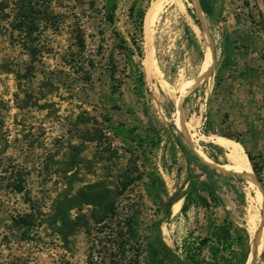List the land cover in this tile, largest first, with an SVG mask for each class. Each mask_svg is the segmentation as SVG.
<instances>
[{
  "label": "rangeland",
  "instance_id": "rangeland-1",
  "mask_svg": "<svg viewBox=\"0 0 264 264\" xmlns=\"http://www.w3.org/2000/svg\"><path fill=\"white\" fill-rule=\"evenodd\" d=\"M218 3L221 16L208 19L199 0H151L143 22L141 64L149 106L159 121L173 124L204 164L243 180L236 193L225 186L222 190L227 193V209L246 228L253 250L254 231L264 226V205L259 201L264 202V0ZM126 8V2L122 3L123 21ZM57 12L65 16L64 27L57 35L42 33L41 63L30 72L25 71L29 57L17 39L11 38L6 21H0V264H87L92 241L106 238L97 234L100 225L92 218L102 214L100 203L92 205L87 200L96 187L106 190L107 198L116 197L128 168V156L122 150L118 158H109L95 143L80 138L81 113H94L70 96L68 85H61L67 82L64 73L52 75L51 71L64 69L63 58L69 50L75 51L68 35L69 10L59 8ZM183 23L196 34L203 53L212 54L211 65L203 63L204 55L199 60L185 48ZM97 44L95 38L87 39L86 55L93 54ZM146 49L153 50L159 75L146 73ZM225 53L231 56L230 64L223 62ZM217 72L221 81L215 86ZM209 109L215 116L216 132L237 138L244 148L235 140L202 132ZM210 144L225 151L218 164L208 157L213 152ZM113 146L121 147L118 141ZM245 150L261 167V182L249 169ZM162 154L158 153L159 166L164 162ZM183 164L179 160L178 166ZM160 172L170 195L184 186V174L177 179L175 169L167 173L160 168ZM246 172L260 190L243 177ZM119 202L138 206L141 231L147 232L162 218L140 182L128 188ZM180 207L171 209V217L158 231L177 255L183 238L196 228L195 219L200 217L195 209L183 217ZM25 215L31 221L23 227L18 219ZM255 250L256 256L252 261L248 257L246 264H264V241Z\"/></svg>",
  "mask_w": 264,
  "mask_h": 264
},
{
  "label": "trees",
  "instance_id": "trees-1",
  "mask_svg": "<svg viewBox=\"0 0 264 264\" xmlns=\"http://www.w3.org/2000/svg\"><path fill=\"white\" fill-rule=\"evenodd\" d=\"M150 1L0 0V21H6L11 38L17 39L29 57L25 71L30 72L35 64L41 63L44 51L42 33L50 31L57 35L61 32L65 16L57 10L68 8V35L75 51L69 50L63 58L64 69L53 70L52 75L64 73L67 82L61 85H68L70 96L80 99L94 113L92 116L86 110L81 113L84 128L80 138L95 143L101 153L108 152L109 158H118V150L128 156V168L122 174L123 182L117 198H107V191L96 187L87 200L90 204L100 203L102 214H93L92 218L96 225H100L97 234L106 237L105 241H92L87 264H246L250 254L249 234L233 219L226 206L227 193L222 190L225 186L227 191L236 193L238 183L243 180L204 164L175 126L162 124L149 106L141 62L143 22ZM124 2L127 8L123 21L121 9ZM199 4L208 19L222 14L218 0H199ZM94 38L98 42L96 50L86 55L87 39ZM181 41L197 59L203 58L200 42L187 23L182 25ZM230 60L231 56L225 53L223 62L230 64ZM74 75L76 78L73 79ZM215 79L217 86L221 81L220 72ZM96 86L99 87L97 92ZM117 115L123 116V120H115ZM205 119L202 129L205 135L219 134L243 147L237 138L216 132L211 109ZM114 141H118L121 147L114 148ZM210 147L213 152L208 157L218 164L225 151L217 145L210 144ZM160 151H163L162 166L156 162ZM245 153L249 160L247 165H251L249 169L252 168L251 172L261 182V167L253 155L246 150ZM179 160L183 161V166H178ZM160 168L167 173L175 169L177 179L184 174V186L170 195ZM248 173L243 177L259 190ZM138 182L143 186L145 197L162 213V218L153 222L147 232L140 230L138 206L133 202L127 205L118 203L119 197ZM17 190L22 192L23 188ZM240 197L244 195L240 194ZM180 201L181 216L186 217L195 209L200 217L195 219L194 231H189L183 238L180 255H177L159 237L158 231L162 222L171 217L172 206ZM30 221V215L18 219L23 227ZM104 229L109 231H102Z\"/></svg>",
  "mask_w": 264,
  "mask_h": 264
},
{
  "label": "bare ground",
  "instance_id": "bare-ground-1",
  "mask_svg": "<svg viewBox=\"0 0 264 264\" xmlns=\"http://www.w3.org/2000/svg\"><path fill=\"white\" fill-rule=\"evenodd\" d=\"M148 41H150V40H148ZM152 55H153V50L152 49H149V50L146 51V73L148 75H152V74L159 75V72H158V69H157V65H156V61L154 60ZM213 58L214 57L212 56L211 53H209V55H205V53H204L203 63L211 65L213 63ZM247 159H248V157H247ZM218 169L222 170L221 168H218ZM259 201L262 202V204L264 205V202L261 199H259ZM179 207H180V202H177L176 204H174L172 206L173 210H176ZM260 227L261 228L259 230L255 229V231H254L255 237H254L253 250H251L252 248L250 249L249 260L248 261H250L251 259H253L256 256V250H255L256 244L257 245H261L263 243V241H264V226H263V224Z\"/></svg>",
  "mask_w": 264,
  "mask_h": 264
},
{
  "label": "water",
  "instance_id": "water-1",
  "mask_svg": "<svg viewBox=\"0 0 264 264\" xmlns=\"http://www.w3.org/2000/svg\"><path fill=\"white\" fill-rule=\"evenodd\" d=\"M200 5V4H199ZM202 10V9H201ZM227 161H228V159H227ZM228 165H229V162H228ZM210 167H213V168H215L216 170H218V171H220V172H222V173H225V172H223L222 170H219L217 167H215V166H210ZM225 174H228V173H225ZM230 174V173H229Z\"/></svg>",
  "mask_w": 264,
  "mask_h": 264
}]
</instances>
